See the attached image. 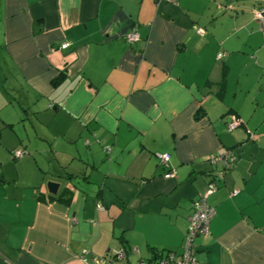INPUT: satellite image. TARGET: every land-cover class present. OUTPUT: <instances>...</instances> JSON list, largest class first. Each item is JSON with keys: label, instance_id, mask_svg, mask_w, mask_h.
<instances>
[{"label": "crops", "instance_id": "1", "mask_svg": "<svg viewBox=\"0 0 264 264\" xmlns=\"http://www.w3.org/2000/svg\"><path fill=\"white\" fill-rule=\"evenodd\" d=\"M258 5L0 0V264H138L180 252L192 202L221 169L211 159L228 149L235 163L207 198L215 215L196 258L264 264ZM19 146L28 154L10 164Z\"/></svg>", "mask_w": 264, "mask_h": 264}, {"label": "built area", "instance_id": "2", "mask_svg": "<svg viewBox=\"0 0 264 264\" xmlns=\"http://www.w3.org/2000/svg\"><path fill=\"white\" fill-rule=\"evenodd\" d=\"M161 1V0H158ZM254 18L260 23V27L262 32H264V8L254 9ZM195 31L198 34H203L204 30L201 27H194ZM138 34L133 29L130 33H128L125 37L126 41L132 42L137 38ZM67 43H63L62 47H66ZM222 53H218L217 58H221ZM238 125H240V121L235 117H231L230 120L226 123V128L230 130H234ZM250 133V131H247ZM107 151H110V147H106ZM26 151L24 149H16L12 151L13 159H21L26 155ZM158 158L160 162L165 166L169 155L167 153L158 154ZM235 155L232 150H226L223 153L217 154L214 156L211 161L212 163H219L221 166L220 171L211 175L209 182L207 183L206 190L202 195H200L196 200L192 202L191 205V214L188 218V225L186 228V232L183 239V246L180 252L175 251H167L160 256L149 259V260H140L138 264H199L196 258V244L195 240L197 237L204 235L206 236L209 232L210 220L215 215V209L211 206L207 198L210 194H212L218 185V182L222 180L223 174L225 171L232 168L235 163ZM173 175L172 171L168 170L164 173L165 178H169ZM237 191H233L232 195H235ZM102 208L101 205H98V209ZM131 251H135L134 248ZM126 250L120 248L113 252V257H123L125 255ZM103 261L102 258L94 257L93 263H101Z\"/></svg>", "mask_w": 264, "mask_h": 264}, {"label": "water", "instance_id": "3", "mask_svg": "<svg viewBox=\"0 0 264 264\" xmlns=\"http://www.w3.org/2000/svg\"><path fill=\"white\" fill-rule=\"evenodd\" d=\"M230 1H239V0H230ZM251 1L264 3V0H251ZM59 187H60L59 182H56L53 180H49L46 182V189H47L48 193L51 195H56Z\"/></svg>", "mask_w": 264, "mask_h": 264}, {"label": "rangeland", "instance_id": "4", "mask_svg": "<svg viewBox=\"0 0 264 264\" xmlns=\"http://www.w3.org/2000/svg\"><path fill=\"white\" fill-rule=\"evenodd\" d=\"M240 1H249V2H251V0H239V1H233V2L234 3L235 2L237 3V2H240ZM16 149H24L26 151V153L28 154L27 149L25 147H23V146H19L18 148L13 149L12 151H14ZM12 151L10 152V164L16 163L19 160V159H17V160L13 159V157H12Z\"/></svg>", "mask_w": 264, "mask_h": 264}, {"label": "trees", "instance_id": "5", "mask_svg": "<svg viewBox=\"0 0 264 264\" xmlns=\"http://www.w3.org/2000/svg\"><path fill=\"white\" fill-rule=\"evenodd\" d=\"M254 2V1H253ZM257 3H259V5H258V7L257 8H264V3H262V2H257ZM257 8H255V9H257ZM123 249H125L124 247H122ZM158 256H160V254H156V256L155 257H158ZM154 257V258H155ZM147 260H149V259H147ZM140 261V260H139Z\"/></svg>", "mask_w": 264, "mask_h": 264}]
</instances>
